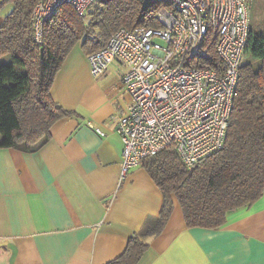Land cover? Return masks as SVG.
Returning a JSON list of instances; mask_svg holds the SVG:
<instances>
[{
	"label": "crops",
	"instance_id": "1",
	"mask_svg": "<svg viewBox=\"0 0 264 264\" xmlns=\"http://www.w3.org/2000/svg\"><path fill=\"white\" fill-rule=\"evenodd\" d=\"M126 71L115 60L93 77L77 44L51 88L72 114L36 152L0 149V264H106L159 215L163 195L147 170L121 175L115 127L131 101L122 86ZM138 264H264V194L214 229L188 227L174 199L168 224Z\"/></svg>",
	"mask_w": 264,
	"mask_h": 264
},
{
	"label": "trees",
	"instance_id": "2",
	"mask_svg": "<svg viewBox=\"0 0 264 264\" xmlns=\"http://www.w3.org/2000/svg\"><path fill=\"white\" fill-rule=\"evenodd\" d=\"M40 1L0 0V149L36 152L50 141L56 123L72 114L54 101L51 88L74 46L81 44L89 55L103 48L120 28L161 27L160 3L96 0L84 18L66 3L45 22L43 42L38 43L32 14ZM6 6L10 9L2 17ZM208 48L211 65L223 70L215 44ZM246 56L253 61L240 67L224 146L191 168L172 146L146 158L142 166L163 195L161 210L147 218L123 253L106 264H138L150 239L168 224L174 199L188 227L214 229L223 226L232 212L252 206L263 196L264 36L251 28Z\"/></svg>",
	"mask_w": 264,
	"mask_h": 264
},
{
	"label": "built area",
	"instance_id": "3",
	"mask_svg": "<svg viewBox=\"0 0 264 264\" xmlns=\"http://www.w3.org/2000/svg\"><path fill=\"white\" fill-rule=\"evenodd\" d=\"M95 2H38L32 14L36 42H43L44 24L59 6L70 4L84 18ZM141 2L161 4V27L120 28L88 55L93 77L102 76L115 60L127 67L122 86L131 101L115 127L122 141V178L171 146L189 168L224 146L250 31L248 0ZM212 43L223 70L211 65Z\"/></svg>",
	"mask_w": 264,
	"mask_h": 264
},
{
	"label": "rangeland",
	"instance_id": "4",
	"mask_svg": "<svg viewBox=\"0 0 264 264\" xmlns=\"http://www.w3.org/2000/svg\"><path fill=\"white\" fill-rule=\"evenodd\" d=\"M250 5V28L258 35L264 36V0H249ZM10 6H6L3 14L7 13ZM87 19V18H86ZM88 20V19H87ZM5 62L10 61V57H4ZM250 56L244 57L243 64L252 62Z\"/></svg>",
	"mask_w": 264,
	"mask_h": 264
}]
</instances>
